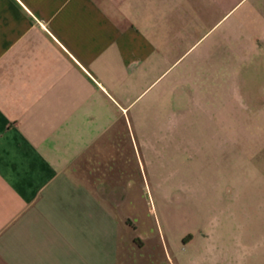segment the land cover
Wrapping results in <instances>:
<instances>
[{"label":"crops","instance_id":"crops-1","mask_svg":"<svg viewBox=\"0 0 264 264\" xmlns=\"http://www.w3.org/2000/svg\"><path fill=\"white\" fill-rule=\"evenodd\" d=\"M263 44L264 0H0V264H118L121 223L142 245L146 175Z\"/></svg>","mask_w":264,"mask_h":264},{"label":"rangeland","instance_id":"rangeland-1","mask_svg":"<svg viewBox=\"0 0 264 264\" xmlns=\"http://www.w3.org/2000/svg\"><path fill=\"white\" fill-rule=\"evenodd\" d=\"M230 54L205 80L204 109L184 112L177 173L146 175L151 237L133 245L121 223L118 264H264V44Z\"/></svg>","mask_w":264,"mask_h":264},{"label":"trees","instance_id":"trees-1","mask_svg":"<svg viewBox=\"0 0 264 264\" xmlns=\"http://www.w3.org/2000/svg\"><path fill=\"white\" fill-rule=\"evenodd\" d=\"M121 192H119V194H120ZM134 242L138 245V246H140L141 245V243L138 241V240H134Z\"/></svg>","mask_w":264,"mask_h":264}]
</instances>
